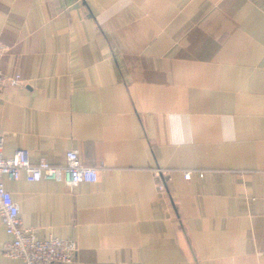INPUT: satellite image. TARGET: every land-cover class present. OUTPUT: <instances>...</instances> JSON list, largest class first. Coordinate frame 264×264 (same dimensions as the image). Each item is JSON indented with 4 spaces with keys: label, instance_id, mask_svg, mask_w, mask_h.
I'll list each match as a JSON object with an SVG mask.
<instances>
[{
    "label": "crops",
    "instance_id": "crops-1",
    "mask_svg": "<svg viewBox=\"0 0 264 264\" xmlns=\"http://www.w3.org/2000/svg\"><path fill=\"white\" fill-rule=\"evenodd\" d=\"M0 40L4 156L99 170L5 179L25 227L77 240L51 264H264V0H0ZM11 240L0 216L26 264Z\"/></svg>",
    "mask_w": 264,
    "mask_h": 264
},
{
    "label": "built area",
    "instance_id": "built-area-1",
    "mask_svg": "<svg viewBox=\"0 0 264 264\" xmlns=\"http://www.w3.org/2000/svg\"><path fill=\"white\" fill-rule=\"evenodd\" d=\"M10 47L0 40V91L18 88L23 83L20 74L7 75L2 70V59ZM5 138L0 132V216L6 232L12 240L3 246L4 253L14 259H22L26 264L71 263L78 252V242L74 238H39L31 228L25 227L20 219V205L5 185V179L19 180L25 177L30 182L43 179L63 182L73 189L83 182L94 183L99 179V170L82 164L78 151L66 153L65 165H52L46 160L32 162L27 148H19L10 157L3 154ZM157 176L166 174L157 170ZM186 179L191 172L185 173ZM164 189V186L160 187Z\"/></svg>",
    "mask_w": 264,
    "mask_h": 264
}]
</instances>
